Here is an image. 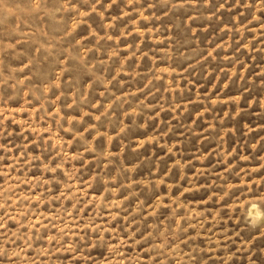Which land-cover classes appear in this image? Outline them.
Wrapping results in <instances>:
<instances>
[{
    "label": "rangeland",
    "instance_id": "1",
    "mask_svg": "<svg viewBox=\"0 0 264 264\" xmlns=\"http://www.w3.org/2000/svg\"><path fill=\"white\" fill-rule=\"evenodd\" d=\"M0 264H264V0H0Z\"/></svg>",
    "mask_w": 264,
    "mask_h": 264
},
{
    "label": "bare ground",
    "instance_id": "2",
    "mask_svg": "<svg viewBox=\"0 0 264 264\" xmlns=\"http://www.w3.org/2000/svg\"><path fill=\"white\" fill-rule=\"evenodd\" d=\"M249 212L253 215H258V208L254 204H252L249 208Z\"/></svg>",
    "mask_w": 264,
    "mask_h": 264
}]
</instances>
